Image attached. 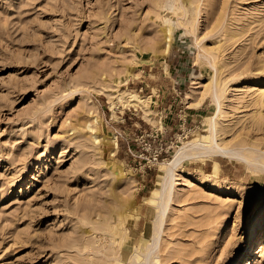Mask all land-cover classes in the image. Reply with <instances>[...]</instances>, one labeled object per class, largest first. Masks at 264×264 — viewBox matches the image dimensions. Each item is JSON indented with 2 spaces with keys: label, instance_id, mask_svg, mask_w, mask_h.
Wrapping results in <instances>:
<instances>
[{
  "label": "rangeland",
  "instance_id": "374dc122",
  "mask_svg": "<svg viewBox=\"0 0 264 264\" xmlns=\"http://www.w3.org/2000/svg\"><path fill=\"white\" fill-rule=\"evenodd\" d=\"M215 116L251 167L193 157ZM125 237L264 264V0H0V264H111Z\"/></svg>",
  "mask_w": 264,
  "mask_h": 264
},
{
  "label": "bare ground",
  "instance_id": "6f19581e",
  "mask_svg": "<svg viewBox=\"0 0 264 264\" xmlns=\"http://www.w3.org/2000/svg\"><path fill=\"white\" fill-rule=\"evenodd\" d=\"M172 32H173L172 27H170L168 29V31L166 32L167 36H165V43H167V46H169V44H170L171 37H172ZM165 49H166V47H165ZM212 95H215V97H216L215 91H212ZM193 101H194V99H193ZM217 115H219V114H217ZM220 133H221L220 122L218 121V119L215 116L210 121V128L208 129V132L206 134L201 135L199 138H197L196 140H194L192 142V148L191 149H194V153H192L193 157L194 158H200V157L222 156V157L230 158V159H233V160L234 159H240V160H243V161L247 162L249 164V166L251 167L252 166V162L249 161L246 157L236 156L233 153L229 152L228 148H218V147H220V143L218 142ZM185 158L186 157L182 156L181 153L177 154L175 156V159L172 160L169 163L170 168H168V173L169 174L173 173L174 170H175V167L180 162H182ZM219 167H220L219 163H216V165H215V168H216L215 179H217L216 178V173H217ZM166 193H167V185L166 184H162V182H160L159 183V191H158V194L156 195V196H158L157 200L159 202V206L160 205L163 206V202H165V196H166L165 194ZM114 212L119 213L120 209H117ZM154 234H156V233H154ZM153 237H155V236H153ZM134 239H135L134 237H129V239L127 237H125L122 240L123 243L126 241L124 243V246H122V252H121L122 256L119 259L117 258L112 263L111 262L110 263L111 264H144L145 262H147L152 257V259L155 261V263L158 264L159 263V259L155 255H153V253H152V251H154V248H147L145 250V252H142V251L138 252L139 251V247H137L135 245ZM79 241H81V239ZM93 243H94V241H93ZM86 246H88V245H85V247ZM130 253H131V256H130V259H129V262H128V256H129ZM107 264H109V263L107 262Z\"/></svg>",
  "mask_w": 264,
  "mask_h": 264
}]
</instances>
